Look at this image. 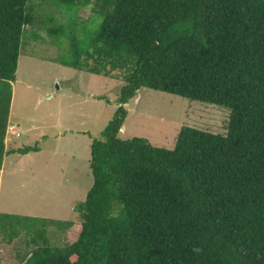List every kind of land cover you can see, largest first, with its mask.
<instances>
[{"label": "trees", "instance_id": "16d2710c", "mask_svg": "<svg viewBox=\"0 0 264 264\" xmlns=\"http://www.w3.org/2000/svg\"><path fill=\"white\" fill-rule=\"evenodd\" d=\"M38 5L0 0V79H15L25 30L37 25L68 38L62 63L124 82L91 138L93 180L73 207L76 237L49 239L48 225L73 220L0 211L2 241L23 232L18 264H264V0ZM86 6L92 14L82 18ZM141 86L227 107L225 132L182 124L172 147L120 137L123 103ZM4 104L0 97V168L9 151L39 149L5 147Z\"/></svg>", "mask_w": 264, "mask_h": 264}, {"label": "rangeland", "instance_id": "374dc122", "mask_svg": "<svg viewBox=\"0 0 264 264\" xmlns=\"http://www.w3.org/2000/svg\"><path fill=\"white\" fill-rule=\"evenodd\" d=\"M31 2L39 7V0ZM39 13L41 24L46 13ZM78 14L88 18L92 9L82 7ZM25 34L15 79H0L3 107L8 101L7 126L12 123L21 131L15 140L7 136L5 140L8 149L25 143H37L40 149L3 156L0 211L73 220V225L65 227L48 225L51 241L73 240L81 222L73 207L85 197L93 180L91 138L100 135L120 104L117 98L124 80L62 63L69 55L68 38L63 35L47 33L37 25ZM123 105L126 115L118 135L144 136L165 147L173 146L182 124L225 132L229 114L223 105L147 86H141ZM12 130L6 127L7 135ZM22 236L23 232L9 242L0 239V264H18Z\"/></svg>", "mask_w": 264, "mask_h": 264}, {"label": "crops", "instance_id": "0c3cea01", "mask_svg": "<svg viewBox=\"0 0 264 264\" xmlns=\"http://www.w3.org/2000/svg\"><path fill=\"white\" fill-rule=\"evenodd\" d=\"M12 124V123H11ZM7 128H8V126H7ZM18 131H19V129H17ZM21 135V131H20V134L18 135V136H20ZM5 136H7V139H12V140H15L17 137H15V135H13V134H9V135H7V133L5 134ZM11 140V141H12ZM4 141H5V146H6V140H5V138H4ZM26 144V143H25ZM27 144H29V143H27ZM18 147V146H17ZM6 148H7V146H6ZM11 148H13V147H11ZM8 149V148H7ZM39 149H40V147H39ZM9 153H19V152H10L9 151ZM6 154H8V153H6ZM4 156H5V154H4ZM2 166H3V161H2ZM2 166H1V168H0V171L2 170Z\"/></svg>", "mask_w": 264, "mask_h": 264}, {"label": "built area", "instance_id": "2783aa9c", "mask_svg": "<svg viewBox=\"0 0 264 264\" xmlns=\"http://www.w3.org/2000/svg\"><path fill=\"white\" fill-rule=\"evenodd\" d=\"M8 128H9V129H13V130H12V134H13V135L18 136V135L20 134L19 131H17L16 129H14V125H13V124H10V125L8 126Z\"/></svg>", "mask_w": 264, "mask_h": 264}]
</instances>
